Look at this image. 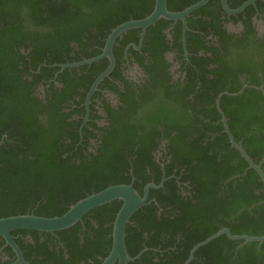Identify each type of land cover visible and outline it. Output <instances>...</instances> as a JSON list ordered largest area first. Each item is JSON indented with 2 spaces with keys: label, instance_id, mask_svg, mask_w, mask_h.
Instances as JSON below:
<instances>
[{
  "label": "trees",
  "instance_id": "16d2710c",
  "mask_svg": "<svg viewBox=\"0 0 264 264\" xmlns=\"http://www.w3.org/2000/svg\"><path fill=\"white\" fill-rule=\"evenodd\" d=\"M178 2L168 0V10L173 11ZM154 3V0H0V218L24 215L22 210L26 206L37 217H60L79 200L110 186L129 185L138 176L141 163H120L114 155L103 156L105 152L90 162L73 160L72 134L80 122L71 117L74 110L66 111L62 105L76 87L84 85V73L95 74L89 77L90 83L107 67L105 59L65 69L58 75L63 88L47 93L45 102L32 94L36 84L52 78L60 65L99 56L114 28L142 19ZM22 6L26 7L23 15ZM151 40L160 43V48L161 38ZM118 42L119 39L115 41ZM233 122L234 119L229 120L231 127ZM230 131L235 142H241L240 146L254 159L255 153L248 149L243 136L233 127ZM134 133L123 127L119 136ZM225 139L222 136L205 148L191 149L198 163H191V159L186 160L190 163H178L185 170L183 181L190 182L192 187L191 198L178 195L168 180L162 189L151 191L159 192L156 201L159 207L146 205L130 218L125 229L127 253L134 258L144 251L128 264H155L152 261L155 249L160 251L157 255L159 261L165 260L164 264H171L175 258L181 263L190 248L224 227L236 236L264 235V205H257L264 199V193L259 194L263 184L254 170L244 172L246 163H229L239 154L227 148ZM210 149L222 151L218 162L207 154ZM259 159L257 156L255 164ZM234 175L238 177L226 183ZM133 188L139 193L136 185ZM120 207V201H113L89 212L95 214L99 230L93 229V239L84 242L83 250L88 255L108 254L112 238H105L112 234ZM159 208L163 210L160 216ZM218 217L228 221L211 226V221ZM74 230L71 227L60 233L70 235ZM64 240L67 249L77 247L74 239L64 237ZM178 241L181 243L177 244ZM257 245L246 243L236 255L246 264H263L264 242L259 251ZM232 248L223 235L203 246L195 257L206 250L213 264H231Z\"/></svg>",
  "mask_w": 264,
  "mask_h": 264
},
{
  "label": "flooded vegetation",
  "instance_id": "af4514ba",
  "mask_svg": "<svg viewBox=\"0 0 264 264\" xmlns=\"http://www.w3.org/2000/svg\"><path fill=\"white\" fill-rule=\"evenodd\" d=\"M199 1L179 0V5L176 3L170 12L181 14ZM224 1L225 4L223 0H209L186 15L185 22L181 19H159L146 28L142 40L140 29L127 31L118 38L120 42L113 45L116 49L112 48L115 61L112 72L92 91L95 81L109 66V61L104 58L108 62L107 67L94 79L91 78L95 74L84 73V85L76 87L75 93L62 105L66 111L74 110L71 117L80 122L72 134L75 142L73 160L76 163H81V160L90 162L101 152H105L103 156L107 153L116 156L120 163H141L138 176L129 184L137 186L141 197L149 184L159 186L162 183L159 188L148 189L144 206L153 204L159 207L156 201L160 194L151 191L162 189L168 180L172 181L178 195L192 197L190 182L183 181L185 170L178 164L190 163L187 159H191V163L199 162L192 156L191 149L205 148L223 136L229 145L227 148L239 154L230 144L222 118L230 134L233 127L248 142V149L255 153L254 159L249 157L253 163L258 156L260 159L256 165L261 169L264 165V0ZM153 9L154 5L142 19ZM25 11L26 7L22 6L21 15ZM153 37L161 38L160 48V43L151 40ZM64 70L60 69L52 78L39 81L32 95L45 102L47 93L62 89L58 75ZM217 101L222 115L217 109ZM230 119H234L232 127ZM123 127L135 133L119 136ZM194 144L197 146L192 147ZM210 150L207 154L213 155L211 158L218 162L222 151ZM229 163L246 162L239 154ZM247 170H251L248 165L244 172ZM236 177L227 179L226 183ZM261 193H264V185ZM257 205H264V199ZM22 211L24 215H33L27 206ZM89 212L72 226L75 232L70 235L60 231L44 233L23 229L10 232L19 254L0 236V264H102L110 251L101 257L99 254L90 256L83 250L85 240L91 241L94 230H99L95 214ZM162 212L159 208L157 215ZM225 221L228 220L214 218L211 226ZM64 237L74 239L77 247L67 249ZM109 237L112 238V234L105 239L109 240ZM227 239L233 245L231 264H246L236 254L246 243L255 242ZM262 243H258L256 251L260 250ZM194 247L187 251L184 261L180 263L175 258L171 264H186ZM201 248L188 264H213L206 250L203 255L195 257ZM157 254L160 251L155 249L153 263L164 264L165 260L159 261Z\"/></svg>",
  "mask_w": 264,
  "mask_h": 264
},
{
  "label": "water",
  "instance_id": "95a60500",
  "mask_svg": "<svg viewBox=\"0 0 264 264\" xmlns=\"http://www.w3.org/2000/svg\"><path fill=\"white\" fill-rule=\"evenodd\" d=\"M209 0H201L198 3L194 4L193 6L186 9L183 13L177 14L172 13L167 10L166 8V0H155L154 9L152 13L142 20H134L128 21L116 27L111 34L108 36L104 49L102 50L101 55L84 60L79 63L75 64H67V65H60L61 71L66 68L72 67H79L84 65H90L94 62H98L101 59L106 58L109 61L108 68L98 77L95 81L92 91L97 89V85L106 78L114 68V56L112 52L113 45L115 41L120 38L123 34H125L129 30L133 29H140L142 31L141 40L143 38L144 31L149 26L154 25L159 19L165 20H177L181 19L185 22L184 17L188 15L190 12L197 10L201 6H203ZM223 4L225 1L223 0ZM248 3H246L243 7H245ZM242 9V8H241ZM217 109L219 113L222 115L220 109L218 108V101H217ZM222 122L224 125L225 133L227 134L230 144L234 149H236L240 156L245 160L248 165V169L254 170L260 178V181L264 185V172L261 169L260 165H256L253 161L249 158V156L245 153V151L235 143L233 140L225 119L222 118ZM162 186V183L159 186H155L153 184H149L144 190V196L141 197L137 191L133 188L132 185H115L107 187L106 189L89 195L72 206L69 207L67 212L60 217H53V218H43L37 217L34 215H19V216H12L7 218H0V236L3 237L7 244H9L16 252H18V248L15 246L14 242L12 241L9 233L14 230H30V231H37V232H44V233H54L63 231L66 229L71 228L78 222H80L85 214L89 211L109 204L113 201H120L121 207L116 214V217L113 222V229H112V248L110 250L109 255L104 260L102 264H127L129 262L134 261L135 258H130L126 246H125V229L128 225L130 218L134 215V213L142 208L147 200V191L149 188L156 189ZM221 235H226L229 239L237 241L241 240L244 242H255V243H262L264 242V236L261 237H249V236H235L232 235L229 229L223 228L207 238L206 240L197 244L190 253L189 259L187 260L186 264L190 262L193 258L194 253L201 247L209 244L216 238Z\"/></svg>",
  "mask_w": 264,
  "mask_h": 264
}]
</instances>
